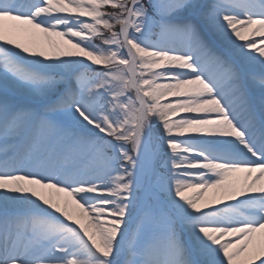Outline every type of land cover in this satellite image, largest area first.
Instances as JSON below:
<instances>
[{"label": "snow or ice", "instance_id": "obj_1", "mask_svg": "<svg viewBox=\"0 0 264 264\" xmlns=\"http://www.w3.org/2000/svg\"><path fill=\"white\" fill-rule=\"evenodd\" d=\"M0 264H264V0H0Z\"/></svg>", "mask_w": 264, "mask_h": 264}]
</instances>
